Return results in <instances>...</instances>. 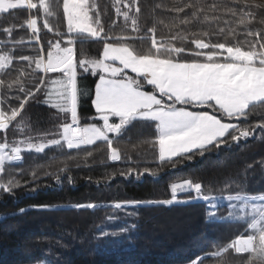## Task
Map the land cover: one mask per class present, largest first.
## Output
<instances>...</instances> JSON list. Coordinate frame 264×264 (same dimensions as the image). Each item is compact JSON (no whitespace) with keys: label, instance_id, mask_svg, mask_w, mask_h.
Here are the masks:
<instances>
[{"label":"snow or ice","instance_id":"obj_1","mask_svg":"<svg viewBox=\"0 0 264 264\" xmlns=\"http://www.w3.org/2000/svg\"><path fill=\"white\" fill-rule=\"evenodd\" d=\"M54 7L62 8L65 31L49 22L56 15ZM97 7L95 0H62L55 5L53 0H0V16L13 17L22 10L29 13L23 24L4 27L7 39L0 40V49L7 48L0 51V132H7L10 126L23 131L21 114L37 93L43 94L45 106L63 114L54 132L42 134L51 135V139L34 142L27 137L10 143L5 137L0 142V190L11 193L19 186L17 179L10 176L5 181L3 176L6 164L21 161L23 152L39 154L56 146L91 156L90 146L102 142L108 159L120 161L123 157L114 142L136 121L154 126L151 146L158 151L162 165L167 162L173 167L179 162L176 158L204 156L246 140L257 128L264 130V122L247 126L242 122L252 110L264 107V28L251 27L257 21L251 9L259 5L249 0H232L231 4L177 0L168 9L176 14L168 24L169 31L159 37L155 24L146 29L140 24L138 0H112L117 20L107 26ZM121 18L122 23L117 24ZM41 22L43 29L53 33L46 44L41 43ZM258 23L264 25V18ZM190 25L207 26L193 30ZM17 27L30 30L27 41L13 38ZM87 40L102 43L97 58L82 50L78 53L77 42ZM25 43L38 46L35 55L15 56L16 47ZM15 62L21 66L16 67ZM11 71L15 77L5 79ZM88 76L97 78L91 100L94 115L89 118L91 123L81 124L78 109L83 92L79 81ZM29 82L30 87L26 86ZM9 99L17 100L18 105L6 106ZM134 172L128 168L120 174L127 177ZM146 172L149 170L137 172V176ZM203 188L201 182L190 178L178 179L170 184V199L149 203L170 206L186 202L180 194L190 193L193 195L187 199L205 202L212 222L218 201L227 200L230 215L235 213L244 220L246 234L236 236L221 251L247 254L245 264H264V194L218 197ZM140 203L115 202L110 207L125 211ZM76 207L97 206L85 203ZM97 235L103 239L109 233L101 229ZM221 251L209 256L218 257Z\"/></svg>","mask_w":264,"mask_h":264},{"label":"trees","instance_id":"obj_2","mask_svg":"<svg viewBox=\"0 0 264 264\" xmlns=\"http://www.w3.org/2000/svg\"><path fill=\"white\" fill-rule=\"evenodd\" d=\"M53 2L55 5L62 0ZM138 2L142 27L146 29L155 24L158 37L167 34L168 24L176 15L168 9L177 0ZM215 2L231 4L232 0ZM95 3L106 26L117 20L112 0H95ZM249 3L260 6L251 9L257 16L251 27L264 28L258 23L264 18V0H249ZM54 11L56 15L49 18L50 24L65 31L62 8L54 7ZM28 16L26 10L13 17L0 16V40L7 39L4 27L23 24ZM120 23L122 18L117 21ZM206 26L189 27L195 30ZM30 35V30L18 27L12 33L13 38L24 37L26 41ZM40 35L44 44L53 38V33L43 29L42 22ZM37 47L28 43L18 45L14 55H35ZM3 50L7 48L0 49ZM77 50L97 58L102 43L78 41ZM15 63L16 67L21 66L20 62ZM15 75L11 71L5 79ZM96 79L88 76L79 81L83 92L78 109L81 124L92 122L89 118L94 115L91 100ZM26 86L30 87V82ZM146 90L151 87L147 86ZM43 101V94L37 93L36 99L30 100L21 114L23 131L10 126L7 132H0V142L5 137L10 143L27 137H32L34 142L51 139V135L42 134L54 132L63 114L45 106ZM8 103L18 105L14 99L7 100L6 106ZM242 122L244 126L264 122V107L252 110ZM154 139V126L136 121L114 142L123 157L120 161L108 159L106 146L97 142L90 146L91 156L52 146L44 153L23 152L21 161L6 164L3 179L6 181L11 176L19 181V186L11 193L0 190V264H34L42 259L52 264H197L198 260L204 264H245L247 254H237L231 249L221 251L236 236L246 234L244 220L235 213L230 215L228 201L218 202L212 222L204 201L187 199L193 194H180L186 202L170 206L149 201L170 199V184L188 178L201 182L205 193L218 197L264 194V130L257 128L246 140L214 149L204 156L196 155L191 160L176 158L179 162L175 167L159 162L158 151L151 146ZM128 168L136 172L127 177L120 174ZM144 169L149 172L138 177L137 172ZM124 201L141 203L125 211L110 207ZM85 203H94L97 207H76ZM109 216L117 219L109 220ZM122 227L126 231H119ZM101 229L109 233L103 239L97 235ZM214 251H221V255L209 256Z\"/></svg>","mask_w":264,"mask_h":264},{"label":"rangeland","instance_id":"obj_3","mask_svg":"<svg viewBox=\"0 0 264 264\" xmlns=\"http://www.w3.org/2000/svg\"><path fill=\"white\" fill-rule=\"evenodd\" d=\"M66 25V24H65ZM134 75V74H133ZM96 82H97V79H96ZM95 82V83H96ZM151 87V86H150ZM148 91H150V90H148ZM93 98V97H92ZM92 108H93V106H92ZM93 110H94V108H93ZM224 202V201H227V200H224V199H221V200H219L218 202ZM34 264H52L51 262H49V260H47V259H42V260H40V261H38V262H36V263H34Z\"/></svg>","mask_w":264,"mask_h":264}]
</instances>
